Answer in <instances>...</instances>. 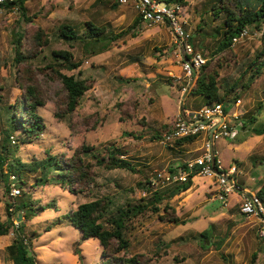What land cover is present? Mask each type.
<instances>
[{
	"label": "rangeland",
	"instance_id": "obj_1",
	"mask_svg": "<svg viewBox=\"0 0 264 264\" xmlns=\"http://www.w3.org/2000/svg\"><path fill=\"white\" fill-rule=\"evenodd\" d=\"M215 2L185 0L182 4L185 29L191 34L195 50L218 70L219 83L225 86L235 79L245 82L251 73L247 66L262 47L264 26L261 30L248 28L247 34L233 40L230 51L216 55L224 14H214ZM246 2L257 4L258 0ZM26 7L31 21L17 10L0 14V150L4 131L9 127V110L22 95L20 81L33 83L39 95L46 99L36 110L45 127L28 143H20L15 133L8 140L10 151L29 163L43 160L49 154L66 159L87 145L92 150L83 157L91 162L95 174L89 190L79 192L57 184L52 172L49 177L53 180L45 184L39 179L45 177L40 169L26 171L27 183L21 187L16 185V179L11 183L0 175L3 221L8 220L9 202L32 199L36 206L55 204L32 218H25L23 211L13 210L9 221L16 229L21 218L24 233L28 236L35 232L31 251L37 264H101L99 240L82 238L81 231L67 219L59 224L54 222L78 205L97 198L111 196L120 205L149 199L155 191L163 197L159 203L161 211L155 213L148 209L128 222L126 234L131 243L120 255H142L146 264H250L252 255L257 253L255 264H263L264 237L257 232V221L241 213L239 192L221 200L214 179L195 173L192 185L178 193L175 187L182 184L166 179L171 168L179 173L182 164L194 162L205 151L204 133L193 142L174 148H171L174 143L165 145L157 137L168 131L183 103L197 108L191 98L181 102L182 89L189 79L172 30L166 24L145 22L134 28L138 13L117 0H28ZM87 21L104 26L106 32L97 40L86 37ZM63 24L73 25L82 38L71 42L59 39L57 30ZM38 28L49 35L50 43L36 50L28 70L27 62L16 67L13 61L16 34L21 32L30 37ZM29 48L31 43L27 41L24 49ZM57 49L71 50L75 60L82 62L77 69L62 68V71L81 74L92 84L67 120L55 115L62 114L66 93L61 81L48 68L57 62L52 54ZM241 92L240 105L231 106L240 113V119L234 122L232 135L217 141L215 148L224 168L237 167L234 177L238 183L258 191L264 188V73ZM196 101L199 104L201 99ZM250 113H255L256 119L247 123ZM112 145L121 148L122 157L131 160L137 172L108 170L97 163ZM147 181L152 184L141 189L138 183ZM9 182L10 192L7 191ZM13 188H21L20 194L13 196ZM166 204L175 210L179 222L159 217V214L166 215ZM49 225L52 229L47 231ZM13 228L9 234L0 236V264H13L6 254V246L15 237ZM205 230L209 234L202 237L201 232ZM76 247L81 249L80 256L73 252Z\"/></svg>",
	"mask_w": 264,
	"mask_h": 264
},
{
	"label": "trees",
	"instance_id": "obj_2",
	"mask_svg": "<svg viewBox=\"0 0 264 264\" xmlns=\"http://www.w3.org/2000/svg\"><path fill=\"white\" fill-rule=\"evenodd\" d=\"M27 1L14 0V2L6 5L7 10L16 8L17 11L21 12L23 17H27L31 21L32 18L27 16ZM168 1L185 3V0ZM213 9L216 16H219L221 13L224 14V28L222 32L220 31L222 39L218 44L216 55L230 51L234 37L240 35L243 29L261 30L264 26V0H258L257 4L248 3L246 0H217L213 4ZM141 22V17L137 15L133 27L137 28ZM105 32L106 28L104 26L96 25L92 21L86 22V29L84 31L86 37L97 40ZM57 37L71 42L80 40L82 34L73 25L63 24L57 30ZM262 37V47L255 53L247 66L251 73L245 82H242L241 79H235L229 85L224 86L219 83L220 74L218 70L211 66V61H206L198 70L196 82L186 97L185 102L188 98H191L193 105H197L195 109L215 103H223L225 107L229 108L230 105H234L238 100H241V90L250 88L254 80L264 73V34ZM27 41L31 43V48L25 50L24 46ZM50 41L49 35L42 28H38L30 37H27L25 33H17L13 48L15 66L18 67L19 64L27 62L26 70H28L30 65H32L31 59L37 55L38 51L36 50L49 44ZM52 54L56 57L57 62L48 66V68L61 81L66 93L64 110L62 114L56 112L55 115L67 120L76 111L82 97L91 88L92 84L90 79L81 77V74H68L62 71V68L72 71L79 68L82 64L80 60H75L74 53L71 50L57 49L53 50ZM28 74H30V71ZM18 75L20 74L18 73ZM17 79L20 81V78L17 77ZM20 84L22 86V95L17 97L13 109L9 110V127L4 131L2 149L0 150V175L5 177L6 180L9 179L11 183L12 179H16V185L21 187L27 183V178L25 177L26 171L40 169L45 177H40L39 179H42L45 184L54 179L57 184L72 192L89 190V187L95 182V174L92 173L91 162H86L83 154L92 150L90 146L82 145L73 156L66 159H62L58 155L49 154L43 160L29 163L22 161L20 157L10 151L8 140L15 133H18V141L20 143H28L36 139L45 127L42 116L36 110L38 106L46 103V99L39 95L35 84H24L21 81ZM239 87L240 91H238ZM197 99H201L199 104L196 101ZM1 100L2 96L0 94V102ZM187 107L189 106L184 103L183 108ZM254 114L250 113L248 115L249 119H246L247 123L255 122L256 117ZM171 126L167 130H170ZM157 137L162 139V136ZM196 138L197 136L181 138L177 142L184 144L193 142ZM123 154L120 147L112 145L107 147L104 156L98 159L97 163L108 170L126 169L131 172H137V168L132 161L128 158H123ZM10 156L11 161H9ZM181 166L183 170H188L187 162ZM176 171L175 168L170 169V172ZM50 172L55 174L53 179L49 177ZM196 172L197 169L191 172L186 182H180L182 186L178 185L175 187L178 193L187 190L192 185V177ZM10 182L7 185L8 192L11 191ZM147 184H152V181L138 183L141 189L146 188ZM75 185H78L79 188H74ZM147 190L150 189L147 188ZM258 194L264 198V188H260ZM162 200V194L158 191H155L149 199L141 198L140 201H128L120 205L115 202L113 197L104 196L78 205L75 210L64 214L63 218H59L54 223L59 224L63 219H67L74 227L81 231L82 238H95L99 240L102 247L101 264H146L147 262L141 258L142 255L128 256L126 254L120 255V253L130 247L131 242L126 234L129 226L128 222L148 209L158 213L161 211L159 203ZM51 206H55V204L49 203L47 206H36L32 199H22L19 202L7 203L8 220L3 221L0 217V236L10 233L13 224L9 221L15 211H23L25 218H32L39 211ZM164 213H166L165 216L164 214H159L161 219L168 218L169 221L179 222V219L175 215V210L169 204L165 205ZM19 220L18 227L16 229L13 228L15 237L6 246L7 257L13 264H37L36 258L31 251L34 237H36L35 232L27 236L23 231L24 222L21 218ZM51 229L52 225H49L47 231ZM208 234L209 231L207 230L201 232L202 237ZM73 252L80 256L81 249L76 247ZM256 260L257 253H254L250 264H255Z\"/></svg>",
	"mask_w": 264,
	"mask_h": 264
},
{
	"label": "built area",
	"instance_id": "obj_3",
	"mask_svg": "<svg viewBox=\"0 0 264 264\" xmlns=\"http://www.w3.org/2000/svg\"><path fill=\"white\" fill-rule=\"evenodd\" d=\"M120 4H128L141 17L142 22L148 24H166L173 32L175 44L181 50V62L183 70L188 77V83L182 89L181 102L188 96L195 81V71L198 72L207 59L203 54L197 52L191 42V34L185 29V17L183 7L180 2L168 0H117ZM14 0H0V14L7 10L6 5ZM14 11L17 9L14 8ZM247 34V29H243L240 35ZM196 82V81H195ZM241 100L236 102L240 105ZM184 104V103H183ZM240 119V113L223 103L205 105L199 109L181 107L176 118L171 123V129L162 136L164 144L177 142L186 137L199 136L202 133L208 135L205 140L204 153L188 163V170L170 172L166 179L173 182H186L191 172L197 169V174L211 177L219 186L218 198L226 200L227 196L233 192H239L242 196L240 211L242 214L253 218L259 224L258 234L264 237V198L257 191H252L240 185L234 174L237 167L231 166L228 170L223 167L222 161L218 159V151L215 143L221 139L232 135L234 122ZM215 160V164H213ZM218 171L220 173H218ZM161 176V174H159ZM20 194L19 188L12 189V195ZM19 220V219H18ZM20 223V220L18 221ZM17 222V226L19 223Z\"/></svg>",
	"mask_w": 264,
	"mask_h": 264
},
{
	"label": "crops",
	"instance_id": "obj_4",
	"mask_svg": "<svg viewBox=\"0 0 264 264\" xmlns=\"http://www.w3.org/2000/svg\"><path fill=\"white\" fill-rule=\"evenodd\" d=\"M231 106L237 107L236 104H234V105H230V108H231ZM189 108H190V107H189ZM170 125H171V124H170ZM204 135H205V136L203 137V139L206 140L207 137H208V135H207L206 133H204ZM184 144H185V143H184ZM181 145H182V144H181ZM176 146H177V147L180 146L178 142H174V144L171 145V148H174V147H176ZM182 146H184V145H182ZM182 146H180V147H182ZM199 156H200V155H199ZM199 156H198V157H199ZM187 163H188V162H187ZM258 190H259V189H258ZM257 192H258V191H257ZM254 220H255V219H254ZM255 221H256V220H255ZM256 223H257V222H256ZM257 232H258V229H257ZM258 233H259V232H258ZM257 258H258V257H257ZM263 264H264V263H263Z\"/></svg>",
	"mask_w": 264,
	"mask_h": 264
},
{
	"label": "water",
	"instance_id": "obj_5",
	"mask_svg": "<svg viewBox=\"0 0 264 264\" xmlns=\"http://www.w3.org/2000/svg\"><path fill=\"white\" fill-rule=\"evenodd\" d=\"M197 77H198V72L195 71V81H196ZM195 81H194V83H195ZM213 164H215V160H213ZM218 173H220V172L218 171Z\"/></svg>",
	"mask_w": 264,
	"mask_h": 264
}]
</instances>
